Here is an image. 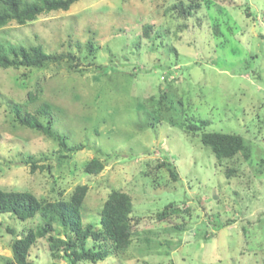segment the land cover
<instances>
[{
  "label": "rangeland",
  "instance_id": "rangeland-1",
  "mask_svg": "<svg viewBox=\"0 0 264 264\" xmlns=\"http://www.w3.org/2000/svg\"><path fill=\"white\" fill-rule=\"evenodd\" d=\"M174 2L80 0L68 11L0 31L1 43L70 52L81 65L0 68V189L58 201L86 185L83 221L94 224L110 192L119 190L133 198V216L142 217L125 253L84 264H264V0H231L223 13L211 10L213 21L189 25L183 41L165 37L138 47L144 26H167L164 10ZM215 21L219 36L212 34ZM173 45L179 55L169 52ZM160 91L174 100L179 121L208 120L206 132L244 136L251 161L227 163L236 168L227 179L199 137L163 119L173 110L154 114ZM45 103L52 113L39 115L42 122L82 150L63 153L52 138L15 122L17 108L38 114ZM165 156L175 163L178 182L157 168ZM94 158L105 168L87 175L84 166ZM182 201L185 231L177 234L155 213ZM40 220L0 216V264L12 260L13 240ZM29 260L68 264L50 258L45 240Z\"/></svg>",
  "mask_w": 264,
  "mask_h": 264
},
{
  "label": "trees",
  "instance_id": "trees-1",
  "mask_svg": "<svg viewBox=\"0 0 264 264\" xmlns=\"http://www.w3.org/2000/svg\"><path fill=\"white\" fill-rule=\"evenodd\" d=\"M79 1L0 0V31L12 22L26 25L37 20L41 15H47L54 11H68ZM229 1L231 0H177L164 10L168 18L167 26L163 29L155 25L144 26L143 33L138 37L137 45L140 47L146 43L156 44L160 40L163 41L165 37L172 38L176 43L181 42L184 40V34L189 32V25L196 26V22H200L202 19L213 21L211 10L221 14L228 7L226 4ZM215 23L216 21L211 24L212 34L219 36L223 29L220 24L215 25ZM261 38L264 41V36ZM169 52L179 55V49L175 45L169 49ZM64 63L74 64V69L77 70L81 68L77 56L70 52L50 54L46 53L40 44L25 47L9 42H0V68L3 69H19L21 67L43 69L50 65L59 67ZM160 93L159 109L154 111V114L157 117H162L164 116L160 113L162 109L165 114H169L173 110L172 115L163 119L171 126H179L186 135L199 137L202 146L209 149L214 156L215 168H225L227 179L233 178L236 174V168L228 167L227 163L234 162L235 159L246 163L251 161L252 145L244 136L206 132V128L210 125L208 120L185 119L179 121L176 117L177 110L174 100H170L164 91H160ZM30 99L35 100L37 96L30 94ZM51 113L52 107L48 103L41 106L38 114L23 115L21 108H17L14 112V120L22 127L55 140L63 153H75L82 150V147H69L67 139L57 135L49 121L48 124L42 122L39 115ZM114 156L118 157L119 155ZM111 157L108 154L106 158L109 160ZM27 164L32 166V170L36 168L32 159H29ZM104 168L105 163L94 158L84 166V172L87 175H98ZM157 168L166 169L174 182L179 181L175 163L170 157L165 156ZM88 192V186L79 185L68 199L47 201L39 199L27 191L0 189V216L10 215L22 222L38 217L41 219L36 229L30 230L24 237L13 240L11 244L13 258L6 264H32L29 260L30 251L39 240L47 242L50 258L57 262L64 260L68 264L97 263L105 261L111 255L125 253L130 248L135 229L139 227L140 220H142L141 216H133V198L119 190L110 192L101 211L99 222H95L97 224L84 223L82 211ZM183 204V201L168 203L161 211L155 213L156 221L158 223L165 222L167 227L177 234L185 231V224L179 221V218H182V213H185ZM57 228H61V230ZM8 232L14 235L12 229L8 228ZM89 242L93 244L90 245Z\"/></svg>",
  "mask_w": 264,
  "mask_h": 264
}]
</instances>
